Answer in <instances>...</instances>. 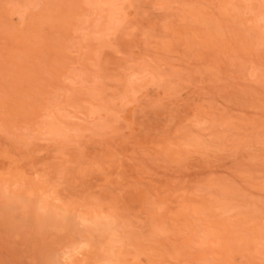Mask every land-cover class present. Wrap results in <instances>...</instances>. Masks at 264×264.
Listing matches in <instances>:
<instances>
[{
	"label": "rangeland",
	"instance_id": "374dc122",
	"mask_svg": "<svg viewBox=\"0 0 264 264\" xmlns=\"http://www.w3.org/2000/svg\"><path fill=\"white\" fill-rule=\"evenodd\" d=\"M0 264H264V0H0Z\"/></svg>",
	"mask_w": 264,
	"mask_h": 264
},
{
	"label": "bare ground",
	"instance_id": "6f19581e",
	"mask_svg": "<svg viewBox=\"0 0 264 264\" xmlns=\"http://www.w3.org/2000/svg\"><path fill=\"white\" fill-rule=\"evenodd\" d=\"M110 252H112V251H110Z\"/></svg>",
	"mask_w": 264,
	"mask_h": 264
}]
</instances>
